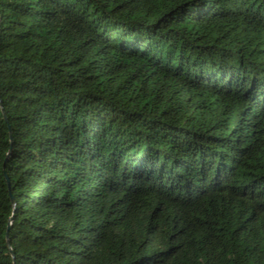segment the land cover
<instances>
[{
  "label": "trees",
  "instance_id": "trees-1",
  "mask_svg": "<svg viewBox=\"0 0 264 264\" xmlns=\"http://www.w3.org/2000/svg\"><path fill=\"white\" fill-rule=\"evenodd\" d=\"M0 264H264V0H0Z\"/></svg>",
  "mask_w": 264,
  "mask_h": 264
},
{
  "label": "water",
  "instance_id": "water-1",
  "mask_svg": "<svg viewBox=\"0 0 264 264\" xmlns=\"http://www.w3.org/2000/svg\"><path fill=\"white\" fill-rule=\"evenodd\" d=\"M11 204H13L12 201H11ZM9 220H10V217H9Z\"/></svg>",
  "mask_w": 264,
  "mask_h": 264
}]
</instances>
